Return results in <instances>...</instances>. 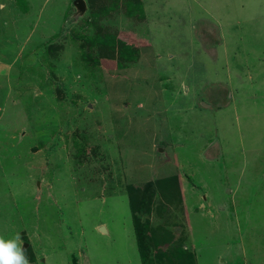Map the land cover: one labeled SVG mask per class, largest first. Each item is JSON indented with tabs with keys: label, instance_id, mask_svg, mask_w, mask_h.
<instances>
[{
	"label": "rangeland",
	"instance_id": "1",
	"mask_svg": "<svg viewBox=\"0 0 264 264\" xmlns=\"http://www.w3.org/2000/svg\"><path fill=\"white\" fill-rule=\"evenodd\" d=\"M85 1L0 15V238L29 264H141L137 236L149 264H264V0Z\"/></svg>",
	"mask_w": 264,
	"mask_h": 264
},
{
	"label": "clouds",
	"instance_id": "2",
	"mask_svg": "<svg viewBox=\"0 0 264 264\" xmlns=\"http://www.w3.org/2000/svg\"><path fill=\"white\" fill-rule=\"evenodd\" d=\"M0 264H29L19 234L8 240L0 238Z\"/></svg>",
	"mask_w": 264,
	"mask_h": 264
},
{
	"label": "trees",
	"instance_id": "3",
	"mask_svg": "<svg viewBox=\"0 0 264 264\" xmlns=\"http://www.w3.org/2000/svg\"><path fill=\"white\" fill-rule=\"evenodd\" d=\"M152 185V183L150 184ZM144 203L145 202H139L138 204V210H135V208H131V212H132V215H133V226H134V229L137 230L138 227H139V221H138V217H137V212L143 208L144 206ZM139 236H137V249H138V254L140 256V261H141V264H149V261H148V258L146 256V253L144 252L145 248L144 246L142 245L141 241L139 240ZM145 244H147V242H145ZM163 253V252H162ZM187 264H193L194 263V257L192 254H189V257L187 258Z\"/></svg>",
	"mask_w": 264,
	"mask_h": 264
},
{
	"label": "water",
	"instance_id": "4",
	"mask_svg": "<svg viewBox=\"0 0 264 264\" xmlns=\"http://www.w3.org/2000/svg\"><path fill=\"white\" fill-rule=\"evenodd\" d=\"M73 6L75 8L74 16H80V15L84 14V12L86 11V8H87L85 0H73ZM98 230L100 232H103V233L107 232L104 225H100L98 227Z\"/></svg>",
	"mask_w": 264,
	"mask_h": 264
},
{
	"label": "crops",
	"instance_id": "5",
	"mask_svg": "<svg viewBox=\"0 0 264 264\" xmlns=\"http://www.w3.org/2000/svg\"><path fill=\"white\" fill-rule=\"evenodd\" d=\"M8 3H10V0L7 2L6 0H0V15H2L3 13H4V11H5V7L8 5ZM30 4V3H29ZM10 5H12L11 3H10ZM26 12V11H25ZM25 12H23V14L25 13ZM11 14H12V11H11ZM59 28H60V25L57 27V30L55 31V33L56 34H58L59 32ZM58 32V33H57ZM4 63H7V62H5L1 57H0V68L2 67V66H4V65H2V64H4ZM204 200H206V197H204ZM107 230V229H106ZM107 232H108V230H107Z\"/></svg>",
	"mask_w": 264,
	"mask_h": 264
}]
</instances>
